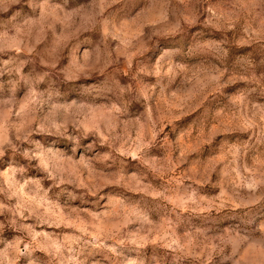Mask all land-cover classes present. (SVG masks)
Returning a JSON list of instances; mask_svg holds the SVG:
<instances>
[{
    "label": "rangeland",
    "instance_id": "obj_1",
    "mask_svg": "<svg viewBox=\"0 0 264 264\" xmlns=\"http://www.w3.org/2000/svg\"><path fill=\"white\" fill-rule=\"evenodd\" d=\"M0 264H264V0H0Z\"/></svg>",
    "mask_w": 264,
    "mask_h": 264
}]
</instances>
